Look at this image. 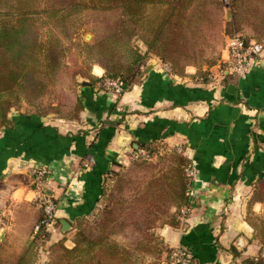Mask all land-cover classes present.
<instances>
[{"label":"trees","instance_id":"16d2710c","mask_svg":"<svg viewBox=\"0 0 264 264\" xmlns=\"http://www.w3.org/2000/svg\"><path fill=\"white\" fill-rule=\"evenodd\" d=\"M43 15L48 29L41 31L35 24ZM80 29L92 33L90 41L81 39ZM234 35L264 47V0H48L42 10L9 8L0 14V128L13 125L10 108L22 100L43 107L47 96L60 117L78 119L82 88L104 90L103 82L113 79L124 92L151 56L177 75L193 66L195 80L208 82L207 69L220 60L225 37ZM95 64L103 69L101 76L88 75L83 67ZM190 167L176 147L159 153L153 141L138 143L128 164L104 183L92 218L73 220L71 247L63 238L49 243L56 219L48 223L38 200L18 203L0 242V264H38L42 252L46 264H140L159 250L154 229L177 227L186 216L183 209L193 193ZM247 217L264 243V216ZM248 263L264 264V256Z\"/></svg>","mask_w":264,"mask_h":264},{"label":"crops","instance_id":"0c3cea01","mask_svg":"<svg viewBox=\"0 0 264 264\" xmlns=\"http://www.w3.org/2000/svg\"><path fill=\"white\" fill-rule=\"evenodd\" d=\"M225 56L224 47L214 81L197 82L193 66L171 73L151 56L140 79L117 97L82 88L81 123L14 113L13 125L0 130V242L15 205L34 200V170L45 169L46 192L56 203L51 243L65 234L63 220L72 229L75 218L92 215L109 176L128 164L138 143L153 141L181 150L192 169L186 216L177 227L159 229L168 247L189 248L192 264H246L264 256L247 217L264 216V54L237 79L218 75Z\"/></svg>","mask_w":264,"mask_h":264},{"label":"built area","instance_id":"2783aa9c","mask_svg":"<svg viewBox=\"0 0 264 264\" xmlns=\"http://www.w3.org/2000/svg\"><path fill=\"white\" fill-rule=\"evenodd\" d=\"M226 56L219 65V74L230 73L238 78H245L253 69V67L260 63L264 47L253 39L245 42L239 35L227 37L225 42ZM166 68L170 71L169 65L165 63ZM104 89L114 96L121 95L123 92V85L121 82L106 79L103 82ZM120 111V108L117 107ZM134 154V153H133ZM134 155H132L133 157ZM94 164L93 156L86 158L85 166L91 167ZM46 171L44 168H39L33 171L34 182V200H38L43 206L44 213L49 220V224L53 223L55 218L56 203L47 194V182L42 178ZM188 174L192 176V169H188ZM189 207H184L183 213L188 212ZM171 264H192L193 255L191 250L187 247L177 246L172 249Z\"/></svg>","mask_w":264,"mask_h":264},{"label":"rangeland","instance_id":"374dc122","mask_svg":"<svg viewBox=\"0 0 264 264\" xmlns=\"http://www.w3.org/2000/svg\"><path fill=\"white\" fill-rule=\"evenodd\" d=\"M24 2H27L26 5H24ZM18 6L25 7V9L42 10V9L48 8V0H0V14H4L5 12L8 11L9 8L13 9V8H17ZM224 11H225L224 19L227 20L228 19L227 18L228 17L227 16L228 15V6L227 5L224 6ZM43 17H44L43 19H45V20L40 18L36 21V24H35V26L38 27L41 31L48 29V22L46 21V18H45L46 16L43 15ZM87 19L88 18L84 17L83 20L87 21ZM87 34H91V37L89 39L86 38ZM78 35L84 41H90V39L92 38V33L89 31H86L85 29H80L78 32ZM225 39H226V37H225ZM224 47H225V45H224ZM71 53L75 54L76 51L73 49V50H71ZM66 62L68 65L71 64L68 57L66 58ZM79 64L82 65L81 60H80ZM215 65H213V66H215ZM213 66H211L207 69L210 72V77L208 78V81H214L215 80L214 79L215 72L212 69ZM83 67L86 70V72L88 73V75H97V74L101 73L100 74V76H101L103 74V69L99 65L95 64V65H91V67L88 65H85ZM97 68H101L102 71L97 73V70H96ZM143 68H144V65L142 67V72H143ZM186 68H185V70H186ZM194 69H195V67H194ZM203 69H206V67L203 66ZM194 72H195V70H194ZM218 75L220 76L219 70H218ZM97 76H99V75H97ZM231 78L237 79L238 77L232 74ZM138 79H140V75H138L135 78V81H137ZM65 85L68 86V84H65ZM77 89H80V87L77 86ZM104 91H106V89H104ZM37 105H39V106H37ZM37 105H34V104L29 105L26 101L24 102L22 100L19 105L10 108V110L8 111L7 117L10 119V117L14 113L31 115L32 112H37L38 114H40V117H42L44 120H46L47 122L50 121L53 123H58V121L60 122L61 119L65 120V121H72V122L75 121V122L79 123L80 119L82 118V112L80 113L79 118L75 119V120L60 117L59 114L57 113L58 109L56 106V102L54 100H50V98H48V96L43 100V107H42V104L38 103ZM36 108H38V109H36ZM1 129H3V128H0V130ZM154 145L157 147L159 153H163L167 150L175 148L173 146L172 147H164L161 143H156V142H154ZM121 169H122V167L118 171H120ZM113 176H114V174H113ZM113 176H111V177H113ZM99 207H100V205L97 207L96 211L98 210ZM2 208H3V206L0 207L1 212H2ZM92 215H93V213H92ZM92 215L88 216V218L91 219ZM3 219H4L3 216L0 215V225L4 224ZM164 226H168V225H164ZM162 227H157L154 229L155 236L158 239H160L159 250L156 252V254L154 256L145 257L144 260L141 259L140 264H142V262H143V264H169V263H171L170 257L168 256V252L171 249L168 247V245L164 242V240L159 235V229ZM74 233H75V230L73 229V227H72V229L65 231V234L62 237L64 240L63 241L64 246L71 247L73 245L72 239H73ZM42 254H43V257H41ZM46 262H47V255L45 252H42L40 254L38 264H46Z\"/></svg>","mask_w":264,"mask_h":264},{"label":"water","instance_id":"95a60500","mask_svg":"<svg viewBox=\"0 0 264 264\" xmlns=\"http://www.w3.org/2000/svg\"><path fill=\"white\" fill-rule=\"evenodd\" d=\"M91 37V34H87L86 38L89 39ZM84 85H90V83L88 82H83ZM229 89L230 91L234 89V85H229ZM232 92V91H231ZM71 228V226L68 224V222H66L65 220L62 221V231L65 232L67 230H69Z\"/></svg>","mask_w":264,"mask_h":264}]
</instances>
